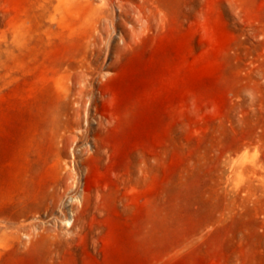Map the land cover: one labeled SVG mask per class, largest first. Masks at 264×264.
Masks as SVG:
<instances>
[{
    "label": "rangeland",
    "instance_id": "1",
    "mask_svg": "<svg viewBox=\"0 0 264 264\" xmlns=\"http://www.w3.org/2000/svg\"><path fill=\"white\" fill-rule=\"evenodd\" d=\"M0 264H264V0H0Z\"/></svg>",
    "mask_w": 264,
    "mask_h": 264
},
{
    "label": "bare ground",
    "instance_id": "2",
    "mask_svg": "<svg viewBox=\"0 0 264 264\" xmlns=\"http://www.w3.org/2000/svg\"><path fill=\"white\" fill-rule=\"evenodd\" d=\"M67 1H68V0H67ZM67 172H68V173H67ZM67 172H66V174H67L66 176L68 177V175H69V173H70L71 171L68 170ZM72 174H73V173H72ZM76 175H77V174H76ZM70 177H71V176H70ZM78 177H79V176H78ZM68 178H69V177H68ZM68 178L65 177V179H68ZM71 178H72V177H71ZM75 179H76V177H75ZM78 179H79V178H78ZM68 180H69V179H68ZM73 180H74V179H73ZM76 180H77V179H76ZM65 182H66V180H65ZM67 185H69V183H68ZM67 185H66V186H67ZM64 186H65V185H64ZM72 187H73V186H72ZM66 188H67V187H66ZM66 188H65V189H66ZM68 188H69V187H68ZM70 188H71V187H70ZM65 189H64V190H65ZM65 193H66V192H65ZM62 194H63V193H61V195H62ZM66 194H67V193H66ZM62 196H63V195H62ZM59 197H60V196H59ZM60 198H61V197H60Z\"/></svg>",
    "mask_w": 264,
    "mask_h": 264
}]
</instances>
